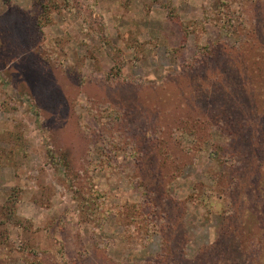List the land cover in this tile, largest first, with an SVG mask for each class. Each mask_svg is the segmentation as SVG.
<instances>
[{
  "label": "rangeland",
  "instance_id": "1",
  "mask_svg": "<svg viewBox=\"0 0 264 264\" xmlns=\"http://www.w3.org/2000/svg\"><path fill=\"white\" fill-rule=\"evenodd\" d=\"M0 264H264V0H0Z\"/></svg>",
  "mask_w": 264,
  "mask_h": 264
},
{
  "label": "trees",
  "instance_id": "2",
  "mask_svg": "<svg viewBox=\"0 0 264 264\" xmlns=\"http://www.w3.org/2000/svg\"><path fill=\"white\" fill-rule=\"evenodd\" d=\"M169 143V142H168ZM164 146H167L166 143H164Z\"/></svg>",
  "mask_w": 264,
  "mask_h": 264
}]
</instances>
